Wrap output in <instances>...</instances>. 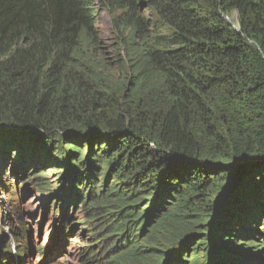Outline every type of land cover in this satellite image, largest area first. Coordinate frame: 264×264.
<instances>
[{"label": "trees", "instance_id": "obj_1", "mask_svg": "<svg viewBox=\"0 0 264 264\" xmlns=\"http://www.w3.org/2000/svg\"><path fill=\"white\" fill-rule=\"evenodd\" d=\"M102 10L121 33L115 73ZM61 138L73 161L47 200L80 175L94 264H262L264 0H0L1 166L13 140Z\"/></svg>", "mask_w": 264, "mask_h": 264}, {"label": "rangeland", "instance_id": "obj_2", "mask_svg": "<svg viewBox=\"0 0 264 264\" xmlns=\"http://www.w3.org/2000/svg\"><path fill=\"white\" fill-rule=\"evenodd\" d=\"M230 21L237 26V15L234 14ZM97 27L103 41L102 49H104V54L110 65V70L107 71L115 73L117 71L115 63L117 58H119L116 55L119 52V55L123 54L119 44L121 33L114 25L110 14L103 10L97 13ZM100 55L103 56V52ZM100 71H105L103 66L100 67ZM6 139L2 138L3 141H6ZM61 139L59 143L62 141L63 144L61 142L57 146L46 149L25 139H20V141L13 140L11 143H16V147L6 150L9 152V162L3 167L0 163V260L5 264L10 262V258L3 255L6 251H11L13 254V263L10 264H23L26 261L32 264H94L96 262V260L85 257L88 255L89 250L99 251L101 244L96 241L95 230L89 232L87 227L84 231L81 229L82 224L80 223L88 218V212H85V207H83L80 200L86 203V192L89 188L84 186L82 182H77L80 179V175L72 177L79 191H69L64 195L66 198L64 204L55 196L47 200L48 194H54L59 191L62 178L66 179L68 177V175H65L66 170L68 171L66 162L69 160L73 161V157L63 153L67 147L65 142L70 145L71 139ZM23 146H25L27 154ZM50 149H52L51 152ZM82 153H86L84 146H82ZM27 156L33 157L35 162H30ZM23 164L28 167L26 174L18 177L17 171ZM27 171L30 174L39 173L44 182L48 183L49 188L47 189L49 190L46 189L45 193H41L32 181L28 179ZM99 172L100 174L105 173L101 169H99ZM61 174L64 175L61 177ZM99 181V184H103V179ZM16 183L18 185L17 190H15L14 186ZM7 191L12 194H8ZM9 195L18 196L14 197L13 200H9ZM76 198L77 201L73 204L72 202ZM90 203L91 200L89 199L87 204ZM62 205L64 207L60 211L59 207ZM63 212H67L69 216V219L65 222L61 219ZM18 214L22 216V222L30 230V234L26 239L29 251L23 257L22 262L15 256L16 247L11 241L16 234L20 233ZM98 221L100 220L98 219ZM261 227L264 228V218L261 220ZM39 246L42 248L40 252L37 250ZM233 250L235 251L234 255H237V247H234ZM101 256H103V253ZM261 263L264 264V256L261 258Z\"/></svg>", "mask_w": 264, "mask_h": 264}, {"label": "bare ground", "instance_id": "obj_3", "mask_svg": "<svg viewBox=\"0 0 264 264\" xmlns=\"http://www.w3.org/2000/svg\"><path fill=\"white\" fill-rule=\"evenodd\" d=\"M51 247V246H50Z\"/></svg>", "mask_w": 264, "mask_h": 264}]
</instances>
